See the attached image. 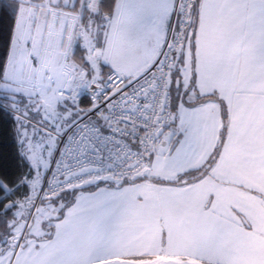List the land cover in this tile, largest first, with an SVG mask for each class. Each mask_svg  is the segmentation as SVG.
Instances as JSON below:
<instances>
[{"label":"snow or ice","instance_id":"obj_1","mask_svg":"<svg viewBox=\"0 0 264 264\" xmlns=\"http://www.w3.org/2000/svg\"><path fill=\"white\" fill-rule=\"evenodd\" d=\"M0 264H264V0H0Z\"/></svg>","mask_w":264,"mask_h":264}]
</instances>
